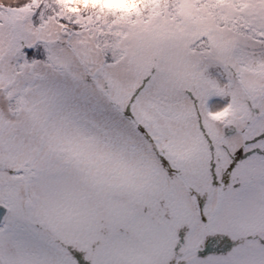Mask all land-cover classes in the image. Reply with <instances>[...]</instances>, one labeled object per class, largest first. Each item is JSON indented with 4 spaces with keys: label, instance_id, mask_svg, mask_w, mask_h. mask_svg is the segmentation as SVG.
Masks as SVG:
<instances>
[{
    "label": "snow or ice",
    "instance_id": "6c2138e0",
    "mask_svg": "<svg viewBox=\"0 0 264 264\" xmlns=\"http://www.w3.org/2000/svg\"><path fill=\"white\" fill-rule=\"evenodd\" d=\"M0 264H264V0H0Z\"/></svg>",
    "mask_w": 264,
    "mask_h": 264
}]
</instances>
